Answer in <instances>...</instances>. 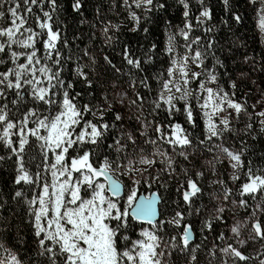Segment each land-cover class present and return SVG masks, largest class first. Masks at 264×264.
Wrapping results in <instances>:
<instances>
[{
  "label": "trees",
  "instance_id": "16d2710c",
  "mask_svg": "<svg viewBox=\"0 0 264 264\" xmlns=\"http://www.w3.org/2000/svg\"><path fill=\"white\" fill-rule=\"evenodd\" d=\"M13 4L24 27L33 33L35 53L43 58L42 62L47 59L61 86L58 92L49 90L46 102L36 101L25 86L16 90L9 87L5 77L11 66L4 59L6 47L2 48L0 247L17 264H64L66 260L63 252L43 235L38 236L33 227L32 200L39 196L42 185L49 184L43 161L51 160L39 141L27 138L19 149L18 137L10 136L7 142L5 137L8 125L13 126L12 132L18 127L22 131L32 128L29 121L21 125L31 110L38 113V119L50 122L60 110L50 103L57 98L60 101L63 93L78 108L79 125L94 124L101 133L94 144L80 146L78 154H74L78 148L74 145L66 156L70 165L71 160L87 155L93 183L109 175L101 167L103 159L128 154L129 148L116 144L115 137L121 136V142L122 138L127 142L133 134L137 140L139 122L145 118L153 124L158 142L168 145L175 130L193 152L194 163L184 169L182 177H192L200 168L210 176L211 184L218 175L217 180L228 186L227 171L219 166H203L201 158L212 142L231 144L241 156L242 170L232 166L237 191L230 192L245 200L249 214L259 199L264 205V42L259 27L264 14L262 0H13ZM6 12L0 9L1 19ZM171 69L179 82L184 75L185 85L180 83V100L175 97L167 110L158 102V95ZM207 90L227 113L226 129L209 140L202 111ZM121 94L127 95L131 104L122 106ZM232 106L238 109L236 113ZM21 172L27 174L29 182L17 181ZM190 179L181 192L178 180L169 183L168 188L166 183L151 190L144 185L138 188V196L156 192L161 198L159 221L163 209L186 219L183 241L186 231L192 235L193 214L205 213L211 195V190L205 189L207 182ZM254 183H260L255 192ZM81 194L87 197L89 188L83 187ZM249 217L258 239L264 240L259 229L262 218L257 221L253 215ZM124 224L114 236L118 252L128 250L137 239V231L144 227L129 216ZM161 229V242L168 243L173 235L180 234V228L172 225ZM205 235L200 243L190 237L192 242L187 246L182 242L165 251L162 264H210L212 246L221 254L220 263L228 264L224 260L228 251L238 256L222 226L211 225ZM242 258L239 263L245 264Z\"/></svg>",
  "mask_w": 264,
  "mask_h": 264
},
{
  "label": "rangeland",
  "instance_id": "374dc122",
  "mask_svg": "<svg viewBox=\"0 0 264 264\" xmlns=\"http://www.w3.org/2000/svg\"><path fill=\"white\" fill-rule=\"evenodd\" d=\"M149 1L138 0V3H148ZM262 1L264 2V0ZM0 9L7 11L5 18H0V52L3 47H6L4 59L5 61L8 60L11 66L9 74L5 77L7 85L14 90L25 86L36 101L46 102L50 96L49 90L55 89L58 92L61 86L60 84L57 85V78L47 65V59L42 62L43 58H38L35 53L33 33L24 27V20L20 16L16 4H13V0H1ZM3 25L6 27L2 28ZM259 27L264 42V14L259 20ZM180 83L185 85L184 75H181L179 82L176 80L173 69H171L169 79L158 95V102H162L167 110L175 97L180 100L179 96L182 94ZM66 99L68 98L63 93L60 101L57 98L50 103L53 109L57 107L60 109L50 122L38 119V113L31 110L27 120L23 121L21 125H25L29 121L32 128L25 126L26 128L22 131V127H18L17 131L12 132L13 126L8 125L5 132L6 142L10 136L18 137L19 149L25 145L27 138H29L40 142L45 155L48 152L47 156L51 163L44 160L43 171L49 178V184L42 185L39 197L34 200L36 203L34 215L37 222L34 221L33 227L37 226L35 233L37 231L46 240L52 241L63 252L66 258L64 264H83L79 258L68 251L67 244L69 241L79 250L87 248L82 235L74 236V232H78L79 229L76 225L84 222L92 214H95L97 218L103 216L107 229V237L104 240L102 237L94 239V243L98 245L92 247V263L162 264L161 257L165 251L182 245L186 219L180 214H173L171 211L163 209L162 220L154 227L144 226L137 231V239L132 242L128 250L118 252L115 247L114 236L118 227L123 228L125 226L124 222L127 220L128 212L138 196L139 186L144 185L151 190L158 186L162 188L166 183V188H168L169 183L178 180L177 189L181 192L187 188V184H190V178H194L200 184L207 182L208 185L205 186V189L211 190L210 202L205 205V213L201 216L197 213L193 214L192 225L190 226L192 235L190 237L200 243L206 237L205 233L210 232L211 225L222 226L228 233V239L238 256L244 258L245 264H264V240L258 239L257 232L249 217L253 215L256 220L262 218L259 229L261 228V232L264 234V205L259 199L249 214L245 200L230 192V190L237 191L236 184L231 177L232 166L234 170L238 171L241 163L239 161V159L241 160L240 154L236 152L234 147H231V144L226 146L222 141L212 142L211 148L204 153V158H201L203 166L208 168L219 166L222 171H227L228 186L224 187L222 182L217 180L218 175L215 176L216 182L211 184L210 176L207 172L203 173L200 168H196L192 177H186V174H183L182 177L184 169L194 163V160H191L194 155L193 152L184 145L185 140L179 138L175 130L170 135L172 140L168 145L158 142L154 138L153 124L145 121L144 118L139 122L138 141L133 134L129 135L130 138L127 142L123 141V138L121 142V136L115 137L116 144L122 143L124 147L129 148L128 154L125 153L121 157L113 158V160L103 159L101 161V167L109 173V176L122 184L124 188L123 197L119 200L110 198L106 191L107 187L103 184L104 181L93 184L91 182L88 187V196L83 197L81 186L88 181V177L92 181V175L89 171L91 165L87 155L71 160L70 165L66 163V156L74 145L78 146L74 154H78L82 150L79 148L80 146L94 144L101 137V133L99 131V137L92 134L93 127L96 126L94 124L88 123L80 126L78 124L79 117L74 118L77 115L76 112L66 111ZM119 99L122 106L131 104L127 95L121 94ZM76 109L78 110V108ZM231 109L234 113L238 111L234 106ZM202 111L204 131L208 138L216 137L220 130L226 129L227 113L223 111L220 103L214 102L210 90H207L204 96ZM261 114L264 115V109ZM92 168H95V163ZM234 174L232 171V176ZM18 179V182L30 181L25 172H21ZM259 184L254 183V192ZM99 189H101L100 199L96 197ZM133 193L135 198L130 202V205L125 200L127 197H132ZM146 196L149 197V193ZM76 213H80V216H75ZM70 215H73L72 220L69 219ZM166 224L180 228L179 236L173 235L168 243L166 241L161 242L158 234L163 231L161 227ZM89 234L90 232H86L84 235ZM212 250L214 252L211 254L210 264H223L219 262L220 252H217L213 246ZM238 256L228 251L225 253L224 260L228 264H241ZM0 264L17 263L8 251L0 247Z\"/></svg>",
  "mask_w": 264,
  "mask_h": 264
},
{
  "label": "water",
  "instance_id": "95a60500",
  "mask_svg": "<svg viewBox=\"0 0 264 264\" xmlns=\"http://www.w3.org/2000/svg\"><path fill=\"white\" fill-rule=\"evenodd\" d=\"M104 181L108 186L107 191L110 198L118 200L123 197L124 188L119 181L111 178L109 175L105 176ZM160 203L161 198L156 193H152L150 197L139 195L129 210L128 216L141 226L153 227L160 220ZM191 242L192 239L190 238L189 232L186 231L183 244L187 246Z\"/></svg>",
  "mask_w": 264,
  "mask_h": 264
},
{
  "label": "bare ground",
  "instance_id": "6f19581e",
  "mask_svg": "<svg viewBox=\"0 0 264 264\" xmlns=\"http://www.w3.org/2000/svg\"><path fill=\"white\" fill-rule=\"evenodd\" d=\"M100 192H101V189H99V192L96 195V197H98V198L100 197V195H99ZM75 216H80V213L75 215ZM72 217H73V215H70L69 219L72 220L73 219ZM76 226L79 229H78V232H76V231L74 232V236L81 234L82 235L81 237L84 239V242L86 243L87 248L85 250H79L78 248H75V245L71 244L68 241L67 249L75 257L79 258L83 264H94V263H92V258H91L92 257V251H91L92 247L93 246L96 247V244H97V243L96 244L94 243V239L96 237H98V238L102 237L104 240L107 237L106 236L107 235V229L105 228L103 216H102V218L101 217L97 218L95 214H92L88 219L84 220V222H81L80 224H78ZM36 227L37 226H35V228ZM86 232H88V233L90 232V234L84 235V234H86ZM36 234L38 235L37 231H36ZM66 239H68V238H66Z\"/></svg>",
  "mask_w": 264,
  "mask_h": 264
},
{
  "label": "built area",
  "instance_id": "2783aa9c",
  "mask_svg": "<svg viewBox=\"0 0 264 264\" xmlns=\"http://www.w3.org/2000/svg\"><path fill=\"white\" fill-rule=\"evenodd\" d=\"M65 102H66V104H65V108H66V111H69V112H71V111H73V112H76V114L77 115H75V117L74 118H78L79 117V111L76 109V106H75V104L72 102V101H70V100H68V99H66L65 100ZM78 121H79V118H78ZM79 124V123H78ZM91 129H92V127H90ZM93 133V135L95 136V137H99V130H98V128L95 126V127H93V131H92ZM206 139H208V136L206 137ZM47 153V155H48V152H46ZM46 155V156H47ZM63 155H64V153H63ZM241 157V156H240ZM239 161H242V160H240L239 159ZM240 170H242V169H240ZM17 181H19V179H17ZM234 181H236V180H234ZM91 178L90 177H88V181L87 182H85V183H83V186H81V191H82V188L83 187H89L90 186V184H91ZM103 184H105L106 185V183H103ZM40 194V193H39ZM39 197V196H38ZM37 198V197H36ZM134 198H135V194L133 193V195H132V197H127L126 198V200H125V202L126 203H128V204H130V202L131 201H133L134 200ZM35 198L32 200V207H33V210H34V208H35V205H36V203H35ZM131 205V204H130ZM34 213H35V211H34ZM34 221H35V223L37 222V219L35 218V215H34ZM38 236H39V234H38Z\"/></svg>",
  "mask_w": 264,
  "mask_h": 264
}]
</instances>
